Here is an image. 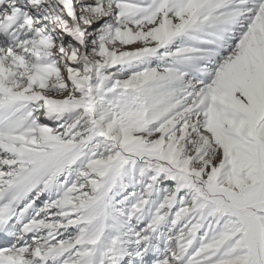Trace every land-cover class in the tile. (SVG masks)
<instances>
[{
	"label": "snow or ice",
	"instance_id": "6c2138e0",
	"mask_svg": "<svg viewBox=\"0 0 264 264\" xmlns=\"http://www.w3.org/2000/svg\"><path fill=\"white\" fill-rule=\"evenodd\" d=\"M0 264H264V0H0Z\"/></svg>",
	"mask_w": 264,
	"mask_h": 264
}]
</instances>
